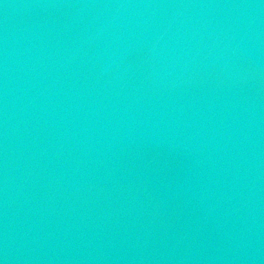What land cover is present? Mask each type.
Instances as JSON below:
<instances>
[{
  "label": "water",
  "instance_id": "95a60500",
  "mask_svg": "<svg viewBox=\"0 0 264 264\" xmlns=\"http://www.w3.org/2000/svg\"><path fill=\"white\" fill-rule=\"evenodd\" d=\"M0 264H264V0H0Z\"/></svg>",
  "mask_w": 264,
  "mask_h": 264
}]
</instances>
